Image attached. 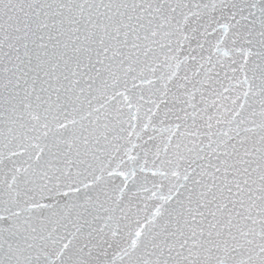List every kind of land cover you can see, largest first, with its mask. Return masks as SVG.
<instances>
[{"label":"snow or ice","instance_id":"1","mask_svg":"<svg viewBox=\"0 0 264 264\" xmlns=\"http://www.w3.org/2000/svg\"><path fill=\"white\" fill-rule=\"evenodd\" d=\"M0 264H264V0H0Z\"/></svg>","mask_w":264,"mask_h":264}]
</instances>
